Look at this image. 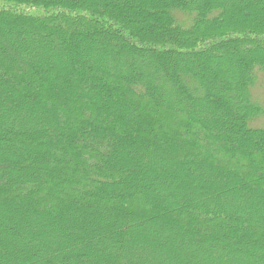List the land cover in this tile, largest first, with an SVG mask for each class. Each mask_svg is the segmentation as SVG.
<instances>
[{
  "label": "trees",
  "instance_id": "1",
  "mask_svg": "<svg viewBox=\"0 0 264 264\" xmlns=\"http://www.w3.org/2000/svg\"><path fill=\"white\" fill-rule=\"evenodd\" d=\"M258 68L264 0H0V264H264Z\"/></svg>",
  "mask_w": 264,
  "mask_h": 264
},
{
  "label": "rangeland",
  "instance_id": "2",
  "mask_svg": "<svg viewBox=\"0 0 264 264\" xmlns=\"http://www.w3.org/2000/svg\"><path fill=\"white\" fill-rule=\"evenodd\" d=\"M184 16L182 13H177V20L180 22ZM192 22L185 26H190ZM257 82L255 86L252 88V98L253 102L264 109V69L258 68L257 72ZM250 127L256 129L264 130V115H260L257 118H254L250 121ZM160 191V190H159Z\"/></svg>",
  "mask_w": 264,
  "mask_h": 264
}]
</instances>
